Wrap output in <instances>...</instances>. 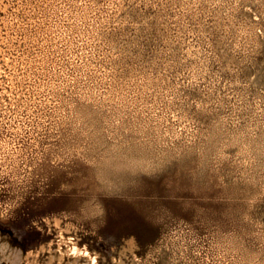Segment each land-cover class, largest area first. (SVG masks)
I'll return each mask as SVG.
<instances>
[{
  "label": "rangeland",
  "instance_id": "374dc122",
  "mask_svg": "<svg viewBox=\"0 0 264 264\" xmlns=\"http://www.w3.org/2000/svg\"><path fill=\"white\" fill-rule=\"evenodd\" d=\"M34 20L0 108V264H90L59 259L61 229L99 264H131V238L141 264H264V0H38ZM130 152L159 165L111 189L101 162Z\"/></svg>",
  "mask_w": 264,
  "mask_h": 264
},
{
  "label": "built area",
  "instance_id": "2783aa9c",
  "mask_svg": "<svg viewBox=\"0 0 264 264\" xmlns=\"http://www.w3.org/2000/svg\"><path fill=\"white\" fill-rule=\"evenodd\" d=\"M36 13L38 0H0V108L15 97L22 80L27 49L34 39ZM9 127L11 120H0V154L5 148L2 139Z\"/></svg>",
  "mask_w": 264,
  "mask_h": 264
},
{
  "label": "bare ground",
  "instance_id": "6f19581e",
  "mask_svg": "<svg viewBox=\"0 0 264 264\" xmlns=\"http://www.w3.org/2000/svg\"><path fill=\"white\" fill-rule=\"evenodd\" d=\"M257 15V14H256ZM249 63V62H248ZM264 63V62H263ZM247 64V63H246ZM257 65V64H254ZM248 67V66H246ZM251 67V66H250ZM249 67V68H250ZM248 68V69H249ZM247 69V70H248ZM246 70V71H247ZM252 71V69H251ZM250 71V72H251ZM255 77L253 78L252 82L255 84H263L264 83V67L259 66L255 68ZM254 73V72H253ZM262 89V88H261ZM262 91V90H261ZM264 92V91H263ZM257 93V92H256ZM261 94V93H260ZM213 109V108H212ZM221 120V119H219ZM203 128V127H202ZM254 129V128H253ZM110 130V129H109ZM114 131V130H113ZM254 134V133H253ZM259 134V133H258ZM74 135V134H73ZM189 138V137H188ZM259 138V137H258ZM79 139V137H78ZM187 140V139H186ZM191 140V139H190ZM213 140V139H212ZM186 142V141H185ZM191 142V141H190ZM212 144V141L209 142ZM259 143V142H258ZM186 144V143H185ZM215 144V143H214ZM74 145V144H73ZM191 145V144H190ZM189 145V146H190ZM252 145V144H251ZM185 146V145H183ZM188 146V147H189ZM203 146V145H202ZM213 146V145H212ZM264 146V145H263ZM122 147V146H121ZM112 148V147H111ZM184 148V147H182ZM262 149V148H261ZM92 150V149H91ZM259 150V149H258ZM111 151V149H110ZM116 151V150H114ZM112 152V151H111ZM122 152V151H121ZM173 152V151H172ZM259 152V151H258ZM131 153V152H130ZM106 154L104 157L103 161L101 162L102 168H100V174L101 178L104 181V183L108 186L111 187V189H116L117 187L123 184L125 179L134 175L140 170L143 171H152L156 169L159 165V162L157 159H151L150 157L146 155H138V154ZM140 153V152H139ZM170 154V153H169ZM172 155V154H171ZM257 155V154H256ZM56 156V155H55ZM164 156V155H163ZM261 157V156H259ZM102 159V158H101ZM166 159V158H165ZM163 163V162H162ZM139 173V172H138ZM230 174V173H229ZM140 175V174H139ZM100 178V179H101ZM133 178V177H132ZM131 179V178H130ZM241 179V178H240ZM128 180V179H127ZM236 181V180H234ZM238 182V181H237ZM124 185V184H123ZM122 185V186H123ZM60 217H56L55 221L59 225L60 223ZM60 239H59V248L61 251V254L59 256V259L62 260L64 255L68 253L69 255H74L76 257H84L88 259L90 264H99L100 258L103 257V254H101L97 250H91L87 245L81 246L79 245L78 241L72 237V236H67L65 233V229L60 230ZM128 248L131 251L133 258L131 259V264H141V261L137 254L134 251V248L136 247V243L133 238L129 239L128 241ZM66 244V248L63 247V245ZM45 248V245H41V247H38L35 250H29L28 255L33 254L34 256H38L39 253ZM163 248V247H162ZM126 249L124 246L122 247L121 250H119L120 257H113L115 262L118 264H126L127 262L124 261L123 256L126 255ZM165 249V248H164ZM163 249V254H166ZM167 249V248H166ZM168 251V250H167ZM115 252V251H114ZM162 255V253H161ZM167 255V254H166ZM166 255L161 256L162 258L160 259L159 262H156L157 264H168L167 263V258ZM169 256V254H168ZM125 257V256H124ZM160 258V257H159ZM54 257L51 256L48 264H52ZM159 260V259H158ZM152 263V264H156ZM77 264V263H76Z\"/></svg>",
  "mask_w": 264,
  "mask_h": 264
}]
</instances>
